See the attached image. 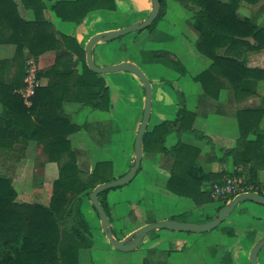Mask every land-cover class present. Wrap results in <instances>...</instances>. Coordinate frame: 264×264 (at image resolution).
<instances>
[{
  "label": "trees",
  "instance_id": "16d2710c",
  "mask_svg": "<svg viewBox=\"0 0 264 264\" xmlns=\"http://www.w3.org/2000/svg\"><path fill=\"white\" fill-rule=\"evenodd\" d=\"M18 1L33 13L32 20L19 16L18 5L14 0H0V37L7 35L8 43L15 46L12 59L15 71L10 80L3 77L7 63L0 61V152L11 149L18 143L33 141L42 145L50 162L56 164L58 176L52 183L48 206H43L38 203L19 202L11 180L0 175V264H79L78 246L86 245L91 235L83 201L87 199L90 202L89 195L97 185L115 178L112 175L111 162L96 163L90 174L78 169L76 155L71 149L68 137L79 128L63 113L62 104L70 102L108 111L110 93L103 77L87 68L84 47L77 43L74 36L58 32L45 17V13L49 12L61 23L76 27L84 24L85 20L97 12L114 13L117 2ZM158 1V16L148 30L153 29L165 15L168 0ZM174 1L191 12L192 26L198 35L196 50L211 60L208 69L194 78L200 83L204 93L214 96L222 88L228 87L237 101L243 93L249 96V90L245 89L246 82L263 80L264 71L247 68L243 62L231 57L229 50L242 45L250 50L264 49V29L258 28L249 19H240L236 13L240 2L255 5L260 0ZM128 25L130 24L125 26ZM246 39H252L256 46H248ZM218 48H224L223 55L213 53ZM23 50L27 51L29 58L34 59L46 52L57 51L51 67L38 72V78L46 79L47 84L36 90L29 107L24 105L23 99L17 93L24 86L26 62L22 59ZM77 65L80 66L79 71L76 69ZM175 65L178 66V63ZM256 114L260 119L261 111L243 110L237 113L239 141L231 152L236 167H246L250 160L247 157L250 149L257 150L264 161L263 138H260L263 136L262 131L251 120ZM179 117L181 121H164L146 130L142 152L169 155L173 159L165 186L167 192L191 199L196 205L213 202L209 198V191L201 192V170L191 159V149L180 143L169 149L164 146L165 138L174 128L176 131L191 130L186 124L192 121L193 114L183 110ZM250 133L257 136L254 142L246 140ZM132 165L131 163L128 170L118 178L124 176ZM140 170L141 166L136 175ZM248 173L243 179L247 183L257 184L256 171L249 169ZM242 175L243 172H239L228 177L242 178ZM222 182L220 179L215 183ZM109 191L101 192L98 200L111 227L107 200ZM224 205L225 202H221L214 216L207 218L206 222L216 218ZM91 208L95 211L92 205ZM95 213L97 214L96 211ZM172 220L175 221L174 218Z\"/></svg>",
  "mask_w": 264,
  "mask_h": 264
},
{
  "label": "rangeland",
  "instance_id": "374dc122",
  "mask_svg": "<svg viewBox=\"0 0 264 264\" xmlns=\"http://www.w3.org/2000/svg\"><path fill=\"white\" fill-rule=\"evenodd\" d=\"M174 6L176 7V5ZM172 8H170L167 20L158 23L156 31H153L154 27L151 30L145 29L141 32L129 33L113 41L102 43L101 51L95 50V54L98 53L101 57L99 63L104 65L117 63L121 59L135 61L134 63L149 80L153 92L151 119L148 122L147 130H150L155 123L157 108L162 110L164 119L173 118L176 113L174 102H180L179 94L174 91L180 88L185 95V105L189 110H192L191 106H196L198 102H212L203 95L201 87L192 81V75L201 69L196 64L198 62L192 57H188V62H185L186 54L179 53L181 48H185V44L178 32L177 24H172L174 21L172 18L179 15ZM167 11L166 3L165 15ZM32 16L29 20L33 19ZM51 16L53 15L51 14ZM137 19H141V17L136 10L133 12L132 7L121 4L117 5L114 13L92 14L84 24H88L89 29L93 27L90 24L105 25L97 26L94 29L109 27L120 29L127 24H132ZM246 19L254 23L250 18ZM53 20V25L64 24L58 19L54 18ZM63 31L66 32V30ZM158 50L175 55L185 67V74L181 67L178 68L171 61L172 59H167V55L157 60L150 56V53L146 54ZM28 59L30 58L27 57L26 61ZM34 60L36 61V59ZM76 69L79 71L80 66L77 65ZM101 76L110 93V109L108 111L93 109L89 105L78 104L79 107H77L70 104L64 112L79 128L70 137V146L76 155L78 169L85 174H90L96 163L111 162L112 175L117 179L128 170V166L134 159L133 143L142 117L144 89L136 77L126 72ZM159 81H164L161 88L156 87V82ZM159 89L163 91L161 98L157 94ZM200 94L202 97H198ZM207 110L212 111L213 109ZM208 115L213 117L212 114ZM201 122L197 125L198 129H203V126L200 125ZM209 127L214 128L213 126ZM173 136L174 134H172L174 141L167 138L164 146L169 147L174 142L181 140V137ZM31 142L35 144V142ZM37 146L41 148L42 145L37 144ZM42 150L43 155L40 158L24 156L22 159L20 157V161L18 159L20 153L6 158L0 156V175L13 176L16 180L15 190L18 196L23 198L26 195L30 202L42 201L44 203L51 195L50 185H46L44 188H37V186L29 188L28 184L22 185L23 183L20 181L21 178L31 181L32 175L28 170L31 169V166L35 168L38 161L50 162L43 147ZM154 155L158 156L153 158ZM143 156L141 170L135 178L128 185L111 189L107 195L111 230L115 240L122 241L139 227L174 215L175 221L200 223V220H206V212L213 210L220 203L213 201L205 202L202 205H193L187 198L168 193L164 187L169 178H167L168 168L166 165H162L164 168L161 167V163L157 159L160 154L155 152L145 154L143 152ZM15 161H19L18 167L14 165L16 169L11 172ZM55 168L57 177V166ZM39 173L38 171L33 176L36 178L43 175L47 182L53 171L47 174ZM18 196L17 200L19 201ZM83 209L90 225L91 235L86 245L78 246L79 264H249L250 246L264 238V207L245 202L235 208L231 215L212 231L182 233L164 229L154 230L146 235L137 249L120 252L108 244L102 233L99 217L87 199L83 201ZM179 214L183 215L177 217ZM257 263L264 264V248L257 255Z\"/></svg>",
  "mask_w": 264,
  "mask_h": 264
},
{
  "label": "crops",
  "instance_id": "0c3cea01",
  "mask_svg": "<svg viewBox=\"0 0 264 264\" xmlns=\"http://www.w3.org/2000/svg\"><path fill=\"white\" fill-rule=\"evenodd\" d=\"M220 1L225 2L227 0H220ZM14 2L18 5L17 11H18L19 16L25 20L27 19L29 20V18L33 15V13L30 12L29 10H26L23 6H21L18 0H14ZM116 2L118 6L121 4L122 5L125 4L126 6L128 5L129 7H132L133 12L135 10L137 11L141 19L135 20L132 24L143 22L148 17L151 11V3L149 0H116ZM174 5H176L177 8ZM169 7L170 8L173 7L172 10L176 11L177 14H179L178 16L172 18L174 20L172 24H177L178 32L185 44V48H181L179 50V53L186 54L185 59H184L185 62H188L187 60H189V58L191 57L193 60L198 62L196 64L200 66L201 69H199V71H196L192 75V81L197 83L201 87L200 83L195 81L194 78L198 76L200 73H202L203 71H206L208 69L209 65L211 64V60L204 57L196 50V42H197L198 35L193 29L192 21L190 20L191 12L189 10L184 8L178 2L174 0H170L167 2L168 11L166 15L160 21L167 20L168 14L171 11ZM97 13L100 14V12H97ZM236 13L240 19L244 17L250 18L255 23V25L258 26V28L259 27L264 28V0H260L255 5H250L245 2H240L238 4ZM45 17L50 18L49 20L52 23L54 22L53 19L55 17L51 16V14L46 12ZM158 23L156 24L153 31L157 30L159 26ZM90 25L93 27L89 29L88 24H81L76 27H74L72 24H54L58 32H61L66 35L74 36L77 43L80 45H83V47L85 46V44L87 43V41L89 40L91 36L101 33V32L118 29L117 27L94 29L97 26H100V25L102 26V24H99L96 26H94V24H90ZM63 30H66V32H64ZM8 33L9 32L7 31L6 34ZM8 41H9V38L7 37V35H3L2 37H0V61H5L7 63V66L5 70L3 71V77L5 80H10L13 75V72L15 71V65L12 62V59L15 54V46L9 44ZM245 42L248 43L247 44L248 46H256V44L253 42L252 39H246ZM102 43L104 42L97 43L92 49V57H93L94 63L98 67L110 66V65H104V64L99 63L100 61L99 59H101V57L98 53L95 54V50L97 52L102 50V47H103ZM160 51L161 50L150 51V52H147L146 54L150 53V56H152L153 58H157V60H159L160 57H165L167 55L166 56L168 57L167 59L169 60L172 59L171 61H173L174 63H178V67L179 68L181 67L182 71L185 74V67L182 65V63H180V61L175 55L173 54L170 55L169 52H166V51H161V52ZM213 53L214 54L216 53L217 55L218 54L223 55L224 48H218ZM56 54H57L56 51H49L36 58L37 67L40 69V71L46 70L54 63ZM229 55L235 58L236 60L243 62L247 68L258 69V70L264 71V49L250 50L245 45L244 46L242 45L234 49L233 48L230 49ZM27 57H29L27 51L23 50V53H22L23 61L24 60L26 61ZM96 60L98 61V63ZM122 62L132 63L138 66L136 63H134L135 61H131L127 59L125 60L121 59L117 63L111 64V65L119 64ZM40 81L43 82L41 84V87L46 86L47 84L46 79H40ZM163 83L164 81L156 82V87L161 88L163 86ZM245 89L249 90V92L247 93H249L250 95L248 96L245 93L241 94L239 96L240 97L239 101L236 100L233 91H231L228 87L222 88L214 96H208L207 94L204 93L202 89L203 95H205V97L212 102H198L196 106L195 105L191 106L192 110H189L185 105V95H183V93L181 92V88H180L179 90L174 91L176 92V94H179L180 102L178 103L174 102L176 113L173 116V118L164 119L162 117V110H159V108H157L156 115H155V123L152 125V127L164 121L173 122V121H176L177 119L181 121L179 114L181 115L183 110H186L189 113L193 114L192 121L186 124L190 126L191 130L176 131V128H174L173 131L169 135H167L165 139L169 138V140L172 139L174 141V139L172 138V134H174L175 138L181 137V140L174 142L169 147H166V146L165 147L169 149L175 146L176 144L180 143L191 149V159L193 160L195 165L201 170V175H202L201 192L208 193L211 186L215 184L216 181L220 179L223 180L226 177H228L230 174H236L239 172H243L242 178H246V176L249 174L248 173L249 169H254L256 171V183L257 184L254 183L255 185L254 184H251V185L256 186L259 189L264 188V161L260 153H258V151L255 149H250L249 153L247 154L248 155L247 157H250V160L248 163H246V167L245 166L236 167L233 164L234 159H233V156L231 155V152L236 148L238 141H239V128H238V122H237V113L243 110H251V111L256 110V111L262 112V116L260 119H259V116L256 114L251 120L257 123L258 130L262 131L261 135L263 136L260 138H263L262 144L264 147V134H263L264 133V79L261 81L251 80V81L246 82ZM214 91L215 89L212 90V92ZM157 94H159V98H161L163 91L159 89ZM201 95L202 94L198 95V97H202ZM70 104L75 105L77 107H79L80 105L76 103L72 104L70 102L63 103L62 109L64 108L63 113L65 115L67 114L64 112V110ZM207 109H213V110L209 111ZM1 111H2V108L0 106V113ZM208 114H212L213 117H211ZM68 117L71 121V117L69 115ZM200 121H202L200 125L203 126L202 127L203 129L197 128V125ZM209 126H213L214 128H210ZM70 137L71 136H69L68 139L71 145ZM256 137L257 136L255 134L250 133L247 135L246 140L250 142H254L256 140ZM15 146L16 148H14ZM15 146H13L11 149L1 151L0 156H3L4 158H6L7 156H12V155H16L20 153V156L18 158L20 161L22 157L24 156L25 157L34 156L35 158L36 157L40 158V156L43 155V152H42L43 146L39 148V146H37V143L34 144L31 141H28L27 143H24V142L18 143ZM157 156L158 155H154L153 158ZM143 158L144 156L142 157V160ZM157 159H159L161 163V167H163L162 165L167 166L168 168L167 178H168L170 168L172 167V164H173V159L169 155H164V154H160V157H158ZM19 161H15V163L12 165L13 169L11 170V172L15 171L16 167H18ZM147 162H148V159H147ZM22 166L24 167L25 165H22ZM55 167L56 165L54 163H50V162L43 163L42 161L40 162L38 161L35 168L31 166V169L28 170V172L32 175L31 181H29L26 178H21L20 181L21 183H23L22 185L28 184L29 188H34L35 186H37V188H44V186L50 185V188L52 189V183L57 178ZM38 171L43 174L51 173L53 171V174L51 178L46 182L45 179L43 178L44 177L43 175L42 176L39 175L36 178L33 176V174L37 173ZM6 178L11 180L13 187L16 189L15 178L11 175L10 176L7 175ZM17 196H18V193H17ZM18 199L19 201L24 202V203H38L44 206H48V203H49V199L47 202L45 201L44 203L42 201H35V202L31 201L30 202V199H28L26 195L23 196V198L22 197L20 198L18 196ZM189 200L192 202L193 205H196L191 199ZM220 203L217 204L216 207L213 208V210H209L208 212H206V217H205L206 220L207 218L214 216L217 208L220 206ZM240 205L237 206L236 208L240 207ZM259 206L263 207L261 205ZM183 214H179L177 217H180ZM174 216L161 218L159 220L160 221L172 220ZM206 220H203V221L200 220V223L198 222L197 224L206 223ZM160 221H157V222H160ZM178 222H187V221L180 220ZM187 223H191V222H187ZM256 243L257 242L253 243L251 246H253Z\"/></svg>",
  "mask_w": 264,
  "mask_h": 264
},
{
  "label": "water",
  "instance_id": "95a60500",
  "mask_svg": "<svg viewBox=\"0 0 264 264\" xmlns=\"http://www.w3.org/2000/svg\"><path fill=\"white\" fill-rule=\"evenodd\" d=\"M149 1L151 3V11L148 17L143 22L130 24L120 29L105 31L95 34L89 38V40L84 46L85 64L90 71L98 75L126 72L136 77L144 89V104H143L142 117L138 126L137 133L134 137V143H133L134 159L132 161L133 164L132 167L124 176L114 179L108 183L97 185L89 195L90 203L98 214L102 233L105 235L108 244L116 251H120V252H129L137 249V247L141 244V242L146 237V235L154 230L164 229V230H169L173 232H182V233H205L217 228L223 221H225L231 215V213L235 210V208L242 203L251 202L264 207L263 196L253 192L243 193L237 195L232 200L228 201L224 205V207L217 213L216 218L206 223L195 224V223H187V222H178L174 220H163L160 222L146 224L144 226L139 227L133 233H131L128 236V238L122 241H118L114 239L110 227L109 218L106 215L105 211L103 210L101 204L99 203L98 195L105 190H111L113 188L128 185L135 178L137 170L141 165V161L143 157V152H142L143 136L146 133L148 122L150 120V115H151L152 87L147 77L135 64L122 62L110 66H103V67L96 66L92 57V49L97 43L110 42L126 34L141 32L147 29L148 27H150L158 16L159 1L158 0H149ZM262 248H264V238L250 248L248 254L249 264H258L257 255Z\"/></svg>",
  "mask_w": 264,
  "mask_h": 264
},
{
  "label": "built area",
  "instance_id": "2783aa9c",
  "mask_svg": "<svg viewBox=\"0 0 264 264\" xmlns=\"http://www.w3.org/2000/svg\"><path fill=\"white\" fill-rule=\"evenodd\" d=\"M23 88L17 93L21 96L25 106H30L31 99L38 88L41 87V81L38 78V67L34 59L30 58L25 64V77L23 79ZM253 192L264 197V188L259 189L256 186L247 183L241 177H226L222 183H215L209 190V198L212 201L225 202L232 200L239 194Z\"/></svg>",
  "mask_w": 264,
  "mask_h": 264
}]
</instances>
